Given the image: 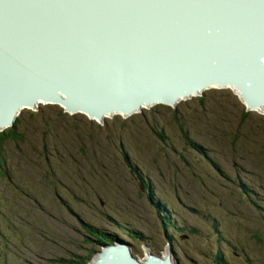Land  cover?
I'll return each mask as SVG.
<instances>
[{
    "label": "rangeland",
    "instance_id": "rangeland-1",
    "mask_svg": "<svg viewBox=\"0 0 264 264\" xmlns=\"http://www.w3.org/2000/svg\"><path fill=\"white\" fill-rule=\"evenodd\" d=\"M188 97L98 121L54 103L17 113L0 130L14 126L0 264H91L118 240L140 262L264 264V113L228 87Z\"/></svg>",
    "mask_w": 264,
    "mask_h": 264
},
{
    "label": "bare ground",
    "instance_id": "bare-ground-1",
    "mask_svg": "<svg viewBox=\"0 0 264 264\" xmlns=\"http://www.w3.org/2000/svg\"><path fill=\"white\" fill-rule=\"evenodd\" d=\"M233 1L234 0H99L97 1L99 5H106L110 8H114L115 6L112 5L119 4V7L115 9L99 10L103 22L107 24V22L113 21L114 23L113 25L108 24L104 27L94 28L96 32V35L94 33V40L97 41L99 46L103 47L101 52H113L117 47L106 45V40L112 34L114 26V28L118 27V32L120 34L123 31H126L127 34L134 31L131 35L120 37L121 41L125 43L128 49L135 50L130 43L125 42L127 39L133 41L135 46L149 47L148 43L143 45L141 42L150 41V37L145 38L139 35L135 40L132 36L138 33L133 28L134 23L138 20V13L142 8L151 4L155 23L154 31L157 29L158 33H160L163 27L165 31H168L167 45L164 42V46L161 50L163 52L162 57L166 60L163 62H159L158 60V68L155 69L157 75L154 78L164 91V93H161V98L166 97L165 93L176 91L178 87L191 81L196 82V84L209 81H222L227 84L206 85L201 89L197 88L189 96H194L207 89H224L228 87L232 91H235V93L237 92L238 95L241 94L244 104L246 102L243 98V93L251 103L257 105L256 107H248V109L264 113V0H242L248 6H253L256 3V9H261L257 18L251 20H249V17L248 19L246 18V20L244 19V7L239 8L236 6L238 9L232 7ZM39 3V8H57V3L53 0H43L41 2L39 0ZM30 5V2L25 5L21 15H15L14 12L7 13L5 15L6 20L2 22V25L5 26L4 35L6 43L8 44L7 52L10 56L8 70L12 79L16 81L15 88H18V95L23 93V88H21V90L19 89L22 74L20 66L18 65L15 67V62H22L25 60L26 55H28L23 52V42L28 37H25L21 32L23 30H28L26 33L30 32L31 35H36L33 43L34 46L38 47L42 52L40 62L45 61L43 54H45L46 48L52 47L57 39L59 43L62 44L67 32V21L55 25H53L54 23H36L30 21L36 9V7H34L30 10ZM63 8L60 9L62 13ZM247 10L252 16L251 10ZM67 18L68 15H64L60 19L66 20ZM138 23L141 27L146 24V22L142 23L140 19ZM84 27L88 29L93 27V24L88 23L85 24ZM50 28L53 29L47 33L43 32V30H48ZM71 34L74 37L77 36L74 33ZM104 37L107 38L104 40ZM157 39L164 40L160 34H158V38H155V40ZM92 48L93 47L86 44L83 52L86 54L92 51L97 55L99 51ZM90 60L91 59L88 58L89 69L86 67L83 68L84 72H88L89 76L78 83L83 85L80 90V95L94 90L86 86L89 81L90 83H98L100 80V69L95 67ZM159 66L162 67L159 68ZM64 70H66V68H64ZM41 73L42 69H38L37 72L31 73L28 77H32L39 81V74ZM76 73L81 72L76 70L74 74ZM104 75L107 78V73H104ZM110 76H114V72H112ZM29 82L30 85H35L32 80H29ZM38 84L39 82L36 85V89H39ZM26 86L27 85H25V87ZM177 92H179L178 89ZM10 95H12V90H10ZM62 95L65 96L64 94ZM185 97L187 98L188 94L179 96L180 99ZM40 103L64 105L55 100H42L37 98L32 106H19L15 115L20 113L24 108L32 109L40 105ZM159 103L168 105L170 102L161 101ZM145 105L148 104L141 103L139 107L126 113L131 114L134 110H138ZM92 108L102 109V106L98 104ZM63 109L65 112H71V115L85 114L88 118L95 121L102 119L104 116H112L115 113L119 115L124 114V112L111 111L104 113L101 118H97L95 115H91L81 109L70 110L66 106ZM13 121L8 124L10 125ZM6 126H0V130L4 129ZM119 255H122V252H119ZM166 255L169 257L170 261L173 259L169 251L166 252ZM130 263L172 264L171 262L153 257L148 259L145 258V260L141 262L131 259L128 260V264Z\"/></svg>",
    "mask_w": 264,
    "mask_h": 264
},
{
    "label": "water",
    "instance_id": "water-1",
    "mask_svg": "<svg viewBox=\"0 0 264 264\" xmlns=\"http://www.w3.org/2000/svg\"><path fill=\"white\" fill-rule=\"evenodd\" d=\"M53 1L57 3L56 9L39 8V0H0V126L9 125L8 123L13 121L19 106H32L37 98L42 100H55L64 104L63 106H66L70 110L81 109L91 115H95L97 118H101L104 113L111 111L129 112L139 107L141 103L151 104L163 101L174 104L177 98V100L180 99L179 96L185 94L189 96L197 88L201 89L211 84H227L222 81L201 82L199 84L191 81L178 87L179 92L176 89V91L165 93L166 97L161 98V93H164V91L154 78L157 75L155 69L158 68V60L159 62L166 60L162 57L163 52L161 50L164 42L167 45L168 31H165L164 27L160 33H158L157 29L154 31L155 23L151 4L142 8L138 13V20L133 25V28L138 33L132 36L135 40L139 35L145 38L150 37V41L141 42L143 45L148 43L149 47L135 46L133 41L127 39L125 42L130 43L135 50L128 49L120 37L131 35L134 31L129 34L123 31L120 34L118 27L114 28L113 26L112 34L108 38L104 37V40L107 38L106 45L116 46L117 48L113 52L103 53L101 52L103 47L99 46L97 41L94 40V33L96 35L94 28L104 27L108 24L113 25L114 22L109 21L107 24L103 22L99 10L115 9L119 7V4L112 5L115 7L110 8L106 5H99L97 3L99 0ZM28 2L31 4L30 10L36 7L30 21L36 23H54L53 25L67 21V32L62 44L57 39L52 47L46 48V52L43 54L44 62H40L42 52L33 43L36 35H31L30 32L26 33L28 30L21 32L25 37H28L23 42V52L28 55H26L25 60L22 62H15V67L19 65L22 74L19 89L21 90L23 88V93L18 95V88H15L16 81L12 79L8 70L10 56L7 52L8 44L6 43L4 35L5 26L2 25V22L6 20L5 15L9 12H14L15 15H21ZM236 6L239 8L244 7L243 10H251L252 16H249V20L257 18L261 11L259 8L256 9V3L253 6H248L242 0H234L232 7L238 9ZM61 8H63V13L60 12ZM64 15H68V18L61 20L60 18ZM139 19L142 23L146 22V24L141 27L138 23ZM88 23L93 24V27L86 29L84 25ZM51 29L53 28L43 30V32L47 33ZM71 33L77 36L74 37ZM158 34L164 40H155L156 37L158 38ZM86 44L93 47L92 49L98 50L99 53L96 55L92 51H89L85 54L83 49ZM88 58L91 59L90 61H92L95 67L100 69V80L98 83H90L89 81L86 86L94 90L80 95V90L83 85L78 83L89 76L88 72H84L83 69L84 67L87 69L90 67L88 65ZM161 67L159 66V68ZM38 69H42V73L39 74V81L28 77L31 73L37 72ZM76 70L81 73L74 74ZM112 72H114V76L111 77L110 74ZM104 73H107V78ZM29 80H32L35 85H30ZM38 82L39 89H36ZM25 85L27 86L25 87ZM10 90H12V95H10ZM243 98L248 107L257 106L251 103L244 93ZM98 104L102 106V109L92 108ZM107 246L99 252L98 258L91 264H107L110 256H113L110 261L116 264L114 257L120 256L118 251H125L124 249L129 250L128 243L123 240H118L114 246ZM122 255H126L128 259V254ZM146 258H151V256L147 255Z\"/></svg>",
    "mask_w": 264,
    "mask_h": 264
},
{
    "label": "trees",
    "instance_id": "trees-1",
    "mask_svg": "<svg viewBox=\"0 0 264 264\" xmlns=\"http://www.w3.org/2000/svg\"><path fill=\"white\" fill-rule=\"evenodd\" d=\"M14 127V126H13ZM13 127H11L10 128V130H8L7 132H4V131H0V166L3 164V159H2V149H1V145L3 144V142H4V140L6 139V138H8V137H11V136H13L12 134H14L13 133ZM125 160H126V162H128V159H127V157H125ZM1 168V167H0ZM143 180V179H142ZM146 183H145V181L143 180L142 181V187H146ZM148 195H149V197H150V199H153L154 200V202L156 201V204L158 205V207L161 209V208H164L165 207V205H166V202H164L163 204H160L158 201H157V199L155 200V198L153 197V194H152V192H151V187L149 186L148 187ZM171 214L170 213H165V216H163V219L165 220V223L167 224V223H169L168 222V218H169V216H170ZM128 234H131V232H129ZM97 236L99 237L98 239H99V242H102V243H107V241H111V240H109L108 238H106V235H103V234H99V233H97ZM216 258H217V261H216V264H222V262H223V259H222V254H221V251H218L217 252V255H216ZM87 264V263H86Z\"/></svg>",
    "mask_w": 264,
    "mask_h": 264
}]
</instances>
